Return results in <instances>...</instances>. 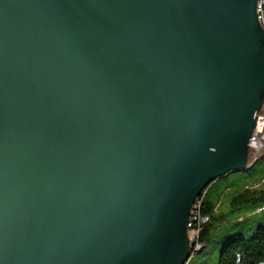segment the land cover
Instances as JSON below:
<instances>
[{
    "label": "water",
    "instance_id": "1",
    "mask_svg": "<svg viewBox=\"0 0 264 264\" xmlns=\"http://www.w3.org/2000/svg\"><path fill=\"white\" fill-rule=\"evenodd\" d=\"M263 105L257 0H0V264H185Z\"/></svg>",
    "mask_w": 264,
    "mask_h": 264
},
{
    "label": "trees",
    "instance_id": "2",
    "mask_svg": "<svg viewBox=\"0 0 264 264\" xmlns=\"http://www.w3.org/2000/svg\"><path fill=\"white\" fill-rule=\"evenodd\" d=\"M264 150V149H263ZM250 155H254L253 150H249ZM261 151L258 152V154ZM252 157V156H251ZM257 163L250 169L246 168L241 171L229 173L221 178H218L212 182L202 198V205L198 211L200 215V221L198 224L199 236L192 246V250L189 259L185 264H202L190 261L196 253L207 255H215L217 257V264H264V226H258L252 234L246 236L244 233H236L226 240L221 242L219 240H213L211 238V231L214 227L213 222L221 218L216 215L217 208L221 203L225 193L232 187L231 184L226 185L217 192V196L210 197V192L213 190L217 183L222 179H228L231 174L239 177L244 182V193L241 197L237 198V201H243L249 203L255 212L261 211L264 207V156L262 159H258ZM200 198V197H198ZM198 198L196 203L198 202ZM206 221H202L204 218ZM208 241L209 251L204 253V250L199 253L202 244ZM199 246V249L197 248ZM212 252V253H211Z\"/></svg>",
    "mask_w": 264,
    "mask_h": 264
},
{
    "label": "rangeland",
    "instance_id": "3",
    "mask_svg": "<svg viewBox=\"0 0 264 264\" xmlns=\"http://www.w3.org/2000/svg\"><path fill=\"white\" fill-rule=\"evenodd\" d=\"M259 112H264V109H261ZM252 149L255 148H251V150ZM258 152L255 151L254 155H250L249 152L248 169L253 167L259 158H263L264 150H261L259 154ZM229 184H231L232 187L225 193V196L222 198L216 212V215L221 216V218L214 220V227L211 231V238L221 242H226L228 238L236 233H244L246 236H249L258 226H264V207L260 212H255L249 203L237 201V198L241 197L244 193L245 186L243 180L239 179L238 176L231 174L228 179L220 180L217 185L212 188L213 190L210 192L209 196L216 197L217 192L220 191L222 187ZM209 186L210 185L204 189L203 193L199 196L200 198H198L201 205L203 202L202 198ZM209 245L211 244H209L208 241H205L202 244V246H205L204 253H208ZM190 261H195L197 263L203 262L202 264H217V257L215 255H211L210 257L207 255L201 256V254L196 253Z\"/></svg>",
    "mask_w": 264,
    "mask_h": 264
},
{
    "label": "built area",
    "instance_id": "4",
    "mask_svg": "<svg viewBox=\"0 0 264 264\" xmlns=\"http://www.w3.org/2000/svg\"><path fill=\"white\" fill-rule=\"evenodd\" d=\"M257 13L258 20L261 26L264 28V0H257ZM264 109V106L261 108ZM249 147L255 148L252 149L254 152H258L264 149V112H257V124L252 138L250 139ZM201 204L198 201L194 203L193 208L191 210V214L188 221V238L190 243L195 245L198 236H199V228L198 224L200 221V215L198 213V209H200ZM205 217L202 221H206ZM199 249V246H197Z\"/></svg>",
    "mask_w": 264,
    "mask_h": 264
},
{
    "label": "bare ground",
    "instance_id": "5",
    "mask_svg": "<svg viewBox=\"0 0 264 264\" xmlns=\"http://www.w3.org/2000/svg\"><path fill=\"white\" fill-rule=\"evenodd\" d=\"M263 106H264V105H263ZM263 106H262V107H263ZM262 107H261V108H262Z\"/></svg>",
    "mask_w": 264,
    "mask_h": 264
}]
</instances>
